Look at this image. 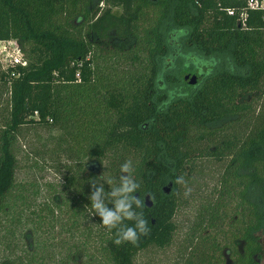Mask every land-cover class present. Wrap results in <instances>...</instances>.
Segmentation results:
<instances>
[{
	"label": "trees",
	"instance_id": "obj_1",
	"mask_svg": "<svg viewBox=\"0 0 264 264\" xmlns=\"http://www.w3.org/2000/svg\"><path fill=\"white\" fill-rule=\"evenodd\" d=\"M98 1L0 0V40L14 41L25 61L0 68V264H78L76 246L63 257L51 254L44 234L53 212L63 206L76 229V217L91 213V182L118 181L127 160L140 184L134 195L153 197L138 210L150 232L136 246H117L115 230L91 215L83 235H96L106 264H134L174 237L178 248L168 264H221L224 246L234 264H255L259 247L250 234L264 222V7L250 9L244 0H104L99 8ZM184 48L227 54L241 72L197 71L200 84L188 95L155 99V87L174 80L159 69L160 58L168 51L187 62L194 51L182 54ZM35 124H51V146L45 148L47 138L26 145L23 158L34 176L51 169L56 181L43 188L53 203L14 178L21 129ZM202 161L217 167L215 177L179 239L177 214L189 204L187 189ZM96 164V173L87 169ZM181 175L186 183L176 184ZM164 179L168 194L160 189ZM235 238L245 242L243 255Z\"/></svg>",
	"mask_w": 264,
	"mask_h": 264
},
{
	"label": "rangeland",
	"instance_id": "obj_2",
	"mask_svg": "<svg viewBox=\"0 0 264 264\" xmlns=\"http://www.w3.org/2000/svg\"><path fill=\"white\" fill-rule=\"evenodd\" d=\"M190 51H194V53L189 54L187 62H183L186 61V59H182L181 57H170L168 51L160 58L162 66L161 68L159 67V69H161V71H165V74L173 77L174 80L170 82L165 81L166 83L162 81L163 88L155 87V99L160 98L163 100H167L168 93H172V96L174 97H183L185 95H188V92L190 90V82L183 80L184 76L188 73L193 74L197 71H200L201 73H215L219 71H227L232 73L241 72V69L235 67L230 63L227 54L221 52H210L203 54L201 52H197V50H193L190 48H184L182 54H186ZM188 62H195L196 68L191 70L190 64ZM257 107L258 105L255 104V111L257 110ZM50 126L51 124H35L32 126L29 125L24 128L21 127L23 137H19L16 146L19 155H21L22 153L23 156L21 158L22 162L19 161V163H17L14 173L15 182H17L16 185L18 187L24 184L28 188V190H33L36 185L38 188V192L35 196H37L38 198H47L48 203H50L52 199L46 191V186H44L43 188V183H46V181H56V177L49 168H43L42 170L35 172L36 174L34 176L32 167H28L30 162L28 160H24L23 157L29 149L27 148V146L30 145L39 147L41 143H44L45 139L49 135L55 133V131L53 130L50 132L47 131ZM45 145V148H50L51 144L49 139ZM24 148L27 150H25ZM44 160L48 161L49 158L46 157L44 158ZM164 161H166L165 158ZM165 164L167 165V162ZM202 164L205 168H203L202 170H198V175L192 174V184L191 187H188L187 189V191L189 192V194L187 195V197H189L187 200L189 204L183 205L180 208L181 211H179L177 214L176 220L178 228L180 229L179 231H177V237L179 239L182 238L184 229L189 226L194 209L196 210L198 207H200L204 202L203 198L207 197L205 196L206 188L204 187V185L206 184L208 187H210L209 185L213 182L215 177L214 173L216 172L217 167L215 165H209L208 167L206 166L205 161H202ZM167 184L168 180L164 179L161 186L166 187ZM13 193L16 192L13 191ZM13 193L12 195H14ZM25 194L26 193H24V195ZM10 198L13 197H6V199ZM51 203H53V200ZM16 209L18 210L19 207L17 208L15 206L13 208V211H15ZM53 215L55 216L53 218L54 224L51 227L50 231L48 230L47 234H44V237H46V242L53 244L51 254H54V257H63L68 252V250H70L73 246H76L81 255V258L78 260V264H106V262H104V260L102 259L101 250H99V248L97 247L98 245L95 239L96 235L93 232H91L88 237H85V235H83L84 230H82V227L84 226L89 228L92 225L91 215L83 218L77 216L76 218L78 219V224L76 225V229L73 226H70L72 222V217L67 218L68 213L63 208V206H60L59 210L55 209ZM41 225H43V223ZM28 227L32 229L30 224H28ZM20 231L21 230H18L19 233ZM50 236H53L54 238L50 239ZM176 242H178V239L174 237L173 243L169 247L159 250L146 251L142 254H138L134 264L172 263L174 254L178 248ZM47 263L49 264V262Z\"/></svg>",
	"mask_w": 264,
	"mask_h": 264
},
{
	"label": "clouds",
	"instance_id": "obj_3",
	"mask_svg": "<svg viewBox=\"0 0 264 264\" xmlns=\"http://www.w3.org/2000/svg\"><path fill=\"white\" fill-rule=\"evenodd\" d=\"M118 181L109 179L106 184H115L110 190H105V183L91 182L90 215L100 217V225L109 232L115 230L113 243L117 246L128 243L136 246L141 236L150 232L149 221L142 210L145 207L144 195L136 196L140 190V184L134 178V167L131 160H127L120 166ZM176 184L186 183L183 175L176 177ZM153 199L151 193H147ZM111 205V207H109ZM126 221L132 222L131 226Z\"/></svg>",
	"mask_w": 264,
	"mask_h": 264
},
{
	"label": "flooded vegetation",
	"instance_id": "obj_4",
	"mask_svg": "<svg viewBox=\"0 0 264 264\" xmlns=\"http://www.w3.org/2000/svg\"><path fill=\"white\" fill-rule=\"evenodd\" d=\"M193 74H195V73H193ZM196 78H197V75H196ZM199 84H200V82L193 81V82H190L189 85L193 89V88L198 87ZM87 169L89 171H93L94 167L89 165L87 167ZM167 187H168L167 192H164V190L162 189L163 188L162 186L160 187V189L163 193L168 194L170 191V188H171V183L169 181H168ZM241 224H243L245 226L247 223H241ZM250 238H251V240H253L254 243L256 242L258 244V247H259V250L253 254V260L255 261V264L264 263V258L261 257V253L264 252V222L260 227H258L256 230L251 232ZM232 242H234L233 245L236 249V252L240 255H243V248H244V244H245L244 240L241 238H235L232 240ZM233 257L234 256L230 252L227 251V247L224 246L223 249L221 250V258H222L221 264H234Z\"/></svg>",
	"mask_w": 264,
	"mask_h": 264
},
{
	"label": "built area",
	"instance_id": "obj_5",
	"mask_svg": "<svg viewBox=\"0 0 264 264\" xmlns=\"http://www.w3.org/2000/svg\"><path fill=\"white\" fill-rule=\"evenodd\" d=\"M245 4L250 9L264 7V0H244ZM104 0H99L98 7H103ZM231 13V12H229ZM24 65L25 61L22 59L21 54L12 40H0V68L10 65Z\"/></svg>",
	"mask_w": 264,
	"mask_h": 264
},
{
	"label": "water",
	"instance_id": "obj_6",
	"mask_svg": "<svg viewBox=\"0 0 264 264\" xmlns=\"http://www.w3.org/2000/svg\"><path fill=\"white\" fill-rule=\"evenodd\" d=\"M184 79H185L186 81H188V82H193V81H195V74L188 73V74H186V75L184 76ZM98 168H99V166H98V164H96V165L94 166L93 171H94V172H97V171H98ZM162 189L164 190V192H167V191H168V190H167V189H168L167 186H166V187H163ZM144 204H145V207H150V205H151V201H150V199H149L148 194H145V195H144Z\"/></svg>",
	"mask_w": 264,
	"mask_h": 264
}]
</instances>
